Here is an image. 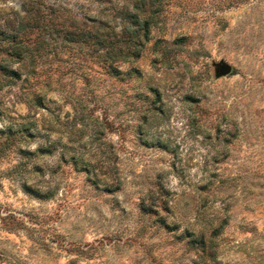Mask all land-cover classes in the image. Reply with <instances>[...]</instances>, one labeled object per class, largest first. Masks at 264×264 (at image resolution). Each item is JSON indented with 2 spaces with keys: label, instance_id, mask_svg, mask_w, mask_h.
Wrapping results in <instances>:
<instances>
[{
  "label": "rangeland",
  "instance_id": "rangeland-1",
  "mask_svg": "<svg viewBox=\"0 0 264 264\" xmlns=\"http://www.w3.org/2000/svg\"><path fill=\"white\" fill-rule=\"evenodd\" d=\"M0 264H264V0H0Z\"/></svg>",
  "mask_w": 264,
  "mask_h": 264
},
{
  "label": "water",
  "instance_id": "water-1",
  "mask_svg": "<svg viewBox=\"0 0 264 264\" xmlns=\"http://www.w3.org/2000/svg\"><path fill=\"white\" fill-rule=\"evenodd\" d=\"M217 66V75H226L231 72L232 67L224 61H220L216 64Z\"/></svg>",
  "mask_w": 264,
  "mask_h": 264
},
{
  "label": "trees",
  "instance_id": "trees-1",
  "mask_svg": "<svg viewBox=\"0 0 264 264\" xmlns=\"http://www.w3.org/2000/svg\"><path fill=\"white\" fill-rule=\"evenodd\" d=\"M107 53L109 54L108 56H112V54H113V53H116V51L110 50V51H108ZM113 56H114V55H113ZM113 56H112V57H113Z\"/></svg>",
  "mask_w": 264,
  "mask_h": 264
}]
</instances>
